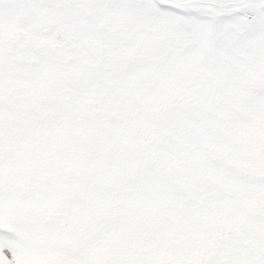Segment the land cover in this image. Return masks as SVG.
I'll return each mask as SVG.
<instances>
[{
    "label": "snow or ice",
    "instance_id": "6c2138e0",
    "mask_svg": "<svg viewBox=\"0 0 264 264\" xmlns=\"http://www.w3.org/2000/svg\"><path fill=\"white\" fill-rule=\"evenodd\" d=\"M0 264H264V0H0Z\"/></svg>",
    "mask_w": 264,
    "mask_h": 264
}]
</instances>
